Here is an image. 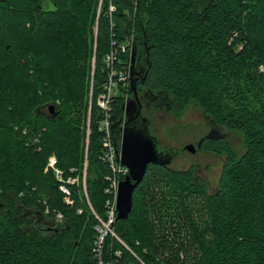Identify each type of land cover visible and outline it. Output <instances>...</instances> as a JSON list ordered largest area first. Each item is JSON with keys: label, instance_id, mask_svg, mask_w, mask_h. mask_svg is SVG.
I'll use <instances>...</instances> for the list:
<instances>
[{"label": "trees", "instance_id": "trees-1", "mask_svg": "<svg viewBox=\"0 0 264 264\" xmlns=\"http://www.w3.org/2000/svg\"><path fill=\"white\" fill-rule=\"evenodd\" d=\"M108 2L98 16L99 0H0V264H97L96 226L112 175L97 99L112 41L130 36L137 53L149 49L145 85L168 94L171 113L194 104L225 130L243 132L246 149L211 144L228 156L211 193L189 171L150 165L128 218L113 224L120 240L108 235L107 257L264 264V0H113V27ZM120 58L117 68L128 71L132 53ZM119 83L113 123L132 92L130 79ZM53 154L73 204L47 168ZM86 159L87 198L82 182L66 181L82 174ZM188 195L202 200L199 218Z\"/></svg>", "mask_w": 264, "mask_h": 264}, {"label": "built area", "instance_id": "built-area-1", "mask_svg": "<svg viewBox=\"0 0 264 264\" xmlns=\"http://www.w3.org/2000/svg\"><path fill=\"white\" fill-rule=\"evenodd\" d=\"M104 0H99L98 3V16H100L103 8ZM117 10L116 4L113 0H109L108 8L105 11V15L109 16L110 24L113 27V13ZM134 48L133 36L127 37L126 40L118 42V40L112 41V46L110 51L105 55L104 62L109 69L108 82L105 85L104 91L98 96L97 104L100 107L101 117L99 119V130L103 133L102 142V157L105 162H107L111 168L112 175L108 177L109 185L105 192L109 194L106 201V215L105 218L100 219L99 224L96 226L98 231L97 238L95 240L94 251L97 264H121L118 261H114L112 258L107 257L106 245L108 235H113L119 239L112 229L113 224L117 219V194L119 189V183L125 179L129 174L128 167L124 166L118 159L116 155V146L112 138V125H113V102L114 97L118 94L117 83L128 81L129 71H121L117 68V64L121 61L120 54L122 52L129 51L132 53ZM117 85V86H116ZM89 133L90 127L87 128V139H86V156L89 144ZM58 160L56 155H51L48 160L47 168H51L54 171L57 180L62 182L59 186L60 190L66 194L65 201L69 204H73L71 199V190L68 185L64 182V171L58 167ZM86 177H87V159L85 160L84 168L82 174L70 175L67 177L66 181L69 184H80L82 182L83 191L86 196ZM81 211V210H80ZM63 219V214L58 213L57 220L61 221ZM120 240V239H119ZM115 255L120 257L121 250H116Z\"/></svg>", "mask_w": 264, "mask_h": 264}, {"label": "water", "instance_id": "water-1", "mask_svg": "<svg viewBox=\"0 0 264 264\" xmlns=\"http://www.w3.org/2000/svg\"><path fill=\"white\" fill-rule=\"evenodd\" d=\"M137 54L134 46L132 50V62ZM131 89L136 90V80L134 79V65L130 67ZM152 95L156 100H166L165 107L169 110V96L165 91H153ZM122 109L125 112L122 117L112 125V138L116 146L117 159L129 169V174L119 183L117 194V219L128 218L133 208V198L136 187L142 182L148 166L161 165L167 166L171 160L179 155L177 148H167L164 152L159 148L158 143L150 132V125L147 120H141L136 115V107L132 103L124 102ZM48 112L55 116V105L47 106ZM210 127L198 141L200 147L206 138L221 139L225 138L227 133L225 129L217 125L210 117L205 116ZM186 150L195 152L196 147L193 143L184 147ZM1 205V203H0Z\"/></svg>", "mask_w": 264, "mask_h": 264}, {"label": "rangeland", "instance_id": "rangeland-1", "mask_svg": "<svg viewBox=\"0 0 264 264\" xmlns=\"http://www.w3.org/2000/svg\"><path fill=\"white\" fill-rule=\"evenodd\" d=\"M96 30L97 25H95V31ZM119 70L126 72L125 69ZM122 83L126 85V81H123ZM119 84L120 83H117V85ZM207 127V119L204 113L198 106L191 104L180 116H175L173 114L166 115L163 120L159 122L158 137L162 143H168L169 145L180 150L179 157L174 160L171 168L175 171H189L191 174L194 172V174L203 176L208 185L207 190L211 193L218 186V180L222 166L224 162L227 161V154H225V152H220L218 155L210 152V154L205 155L202 152L192 153L184 148V146L187 144H195L203 132L207 130ZM224 131L227 133L226 139L228 140L231 148L239 155L242 154L246 149L245 134L241 131ZM207 149L212 150L213 148L211 145H208ZM196 163H201V166H198ZM187 201H192L193 210H191L193 212L196 211L195 215L199 218L201 213H199V215L197 210L198 207L202 205V200L198 197L193 198L192 196L188 195ZM171 214L173 215V219H175L172 229L176 232L178 228L177 224H181V221L179 220L178 212H174L173 210ZM175 232L174 235L177 241H181L185 235L184 230L181 229L178 234H175Z\"/></svg>", "mask_w": 264, "mask_h": 264}, {"label": "flooded vegetation", "instance_id": "flooded-vegetation-1", "mask_svg": "<svg viewBox=\"0 0 264 264\" xmlns=\"http://www.w3.org/2000/svg\"><path fill=\"white\" fill-rule=\"evenodd\" d=\"M148 52H149V49L147 48L145 51V54L137 53L136 57L134 59V63L131 62V65H134V69H135L134 79L136 80V90H132V92L127 95L124 102H126V103L129 102L130 104L132 103L133 107H136L137 117H139L141 120H147L149 122L151 134L156 139L159 148L163 149V151L165 152L167 148H176V147L171 146L168 143H162V141L158 137V131H159L158 125H159V122L162 121L166 115H169V114L172 115L173 113H171L170 110H168L165 107V105H167L165 103L166 100L165 99L164 100H161V99L156 100V98L153 97L150 89L145 85V75H146L147 67H148V54H149ZM131 65H130V67H131ZM129 79L131 82L130 68H129ZM124 113L125 112L123 111V114ZM207 125H208V122H207ZM209 129H210V127L208 125L207 130L203 132V134L201 135L200 138H202L206 133H208ZM200 138L196 141L195 144L193 143L196 147V150H195V152H192V153H201L202 152L205 155H208V154H210V152H213L214 154L219 155L220 154L219 151L214 150V149H212V150L207 149V146L211 145V144H215L217 142H221V141H223L224 145H227L228 148L231 147L230 144L228 143V140L226 139V137L221 138V139L206 138L203 141L202 145L199 147L198 141L200 140ZM225 154H226V152H225ZM177 157H179V155ZM177 157L175 156L171 160V163L168 164L167 166H161V165H155V166L164 167L166 169H172L171 165L173 164L174 160ZM227 159H228V156L226 155V160ZM225 163H226V161L224 162L222 169H223ZM196 164L198 166H201V163H196ZM150 165H152V164H150ZM192 176L196 180V182H199L200 180H202L206 184V186L208 187L207 182L203 176L194 174V172H192Z\"/></svg>", "mask_w": 264, "mask_h": 264}]
</instances>
